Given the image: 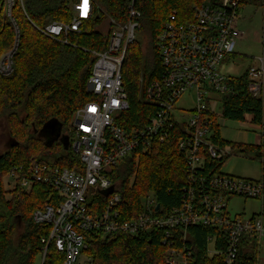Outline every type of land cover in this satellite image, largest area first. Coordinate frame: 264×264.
<instances>
[{
    "label": "trees",
    "instance_id": "16d2710c",
    "mask_svg": "<svg viewBox=\"0 0 264 264\" xmlns=\"http://www.w3.org/2000/svg\"><path fill=\"white\" fill-rule=\"evenodd\" d=\"M77 1L14 0L8 16L7 2L0 0V55L16 46L12 72L6 76L0 73V117L5 116L10 134L8 147L0 152V264H37L46 246L42 240H48L52 226L35 223L33 212L46 205L55 207L62 198L43 182L29 181L28 186H22V177L29 178L28 167L35 160L60 168L82 166L70 148L69 131L66 148L61 140L46 142L38 132L51 119H57L62 131L69 127L75 109L92 98L87 86L95 58L91 50L101 51L108 42L107 33L98 28L108 16L128 20L129 0H92L93 17L83 21L78 31L67 34L68 43L39 30L51 21L69 23ZM207 1L215 0H134L140 27L135 41L126 48L121 68L129 107L117 118L120 126L127 130L143 127L157 110L142 97L145 87L162 72L156 37L168 14L175 10L179 19H187L193 15L194 5ZM139 37L147 40L146 50ZM229 83L233 92L221 95L223 117L239 122L250 117V123L260 128V140L256 144L225 141L218 126L214 127L215 139L264 160V101L248 91L247 70L230 77ZM179 131L173 129L164 143L136 149L112 168L110 176L120 184L119 208L125 219L142 212L149 195L161 206L159 212L180 205L183 190L188 188V173L185 157L177 148ZM224 161L210 160L202 171H221ZM14 167L21 169L12 176ZM105 195L93 200L98 210L106 202ZM178 234L175 243L190 248V264H226L221 256L208 254V237L219 234L217 227L194 225L187 228L185 238L183 229ZM84 236L86 247L81 255L88 261L79 259L77 264H166L160 231L131 236L89 230ZM63 257L50 240L45 263L63 264ZM259 258L260 248L252 241L240 249L233 264H257Z\"/></svg>",
    "mask_w": 264,
    "mask_h": 264
},
{
    "label": "built area",
    "instance_id": "2783aa9c",
    "mask_svg": "<svg viewBox=\"0 0 264 264\" xmlns=\"http://www.w3.org/2000/svg\"><path fill=\"white\" fill-rule=\"evenodd\" d=\"M7 8L14 0H6ZM244 0H215L194 5L192 17L179 19L173 10L168 14L156 43L162 72L143 90V100L157 110L149 122L140 128L125 129L117 123L119 115L129 104L123 86L121 68L129 44L133 43L140 27V12L129 0L128 20L108 16V42L101 51L91 50L94 62L87 86L92 98L75 109L69 123L71 150L79 157L81 168H60L44 162L31 161L22 186L30 181L43 182L61 196L57 206L36 209L35 223H51V230L38 264H46L50 240L63 253V264H77L86 247L84 232L94 230L104 235L125 233L131 236L160 231L165 245L166 264H190L188 246L177 247L178 231L183 238L190 226L217 227L218 235L208 237V254L219 255L226 264H233L240 249L256 241L259 248L264 238V220L253 213L231 215L228 202L232 196L260 198L264 193L262 179L253 180L218 172H204L210 160H223L234 152L228 143L215 139L214 127H220L221 95L233 92L227 77L220 70L224 58L234 53L239 28L240 10ZM73 5L74 16L69 23L51 21L39 30L46 36L67 42V34L78 31L82 22L94 15L93 1ZM13 53L0 60V72L13 70ZM248 91L264 99V53L247 69ZM142 81V77L140 78ZM193 91L195 107L189 117L178 114L177 101ZM250 123V117L246 116ZM179 128L177 148L183 153L188 173L184 196L179 206L161 210L152 195L144 200V210L125 219L119 208L120 184L113 181L112 168L136 149H146L154 142L167 141L173 129ZM21 167H14L11 175ZM106 194V202L98 210L96 196ZM89 200H91L89 202ZM178 230V231H177ZM216 243L219 248H216Z\"/></svg>",
    "mask_w": 264,
    "mask_h": 264
},
{
    "label": "rangeland",
    "instance_id": "374dc122",
    "mask_svg": "<svg viewBox=\"0 0 264 264\" xmlns=\"http://www.w3.org/2000/svg\"><path fill=\"white\" fill-rule=\"evenodd\" d=\"M263 0H249L240 10L239 28L242 35L236 39L234 44V55L223 59L220 70L227 77L242 75L256 59L264 53V3ZM11 7L7 8V15H10ZM103 33L108 31V22H104L98 28ZM140 38V37H139ZM142 38V37H141ZM140 38V39H141ZM146 39L142 38V46L146 50ZM16 46L7 49L0 55V60L9 52L14 51ZM1 73V72H0ZM1 75H5L2 74ZM9 75V74H8ZM6 76V75H5ZM264 101V99H263ZM181 108L178 114L189 117L188 110L195 107V95L193 91L183 95L176 104ZM220 135L223 140L236 143L256 144L260 140V128L249 122H239L221 118ZM70 132L69 127L65 132ZM10 142V134L5 116L0 117V152L6 150ZM221 171L228 175L249 178L253 180L262 179L264 183V160L247 155L238 150H234L223 162ZM11 186V184L9 185ZM264 193L260 198H242L232 196L228 202V210L231 215L242 214L245 218L253 213L261 216L264 220L263 212ZM80 261H88L86 256H79ZM39 257L37 259V264ZM257 264H264V238L260 247V258Z\"/></svg>",
    "mask_w": 264,
    "mask_h": 264
},
{
    "label": "water",
    "instance_id": "95a60500",
    "mask_svg": "<svg viewBox=\"0 0 264 264\" xmlns=\"http://www.w3.org/2000/svg\"><path fill=\"white\" fill-rule=\"evenodd\" d=\"M52 127H54V131L56 133L55 135V139H52L50 142H53L55 140L58 139V136L61 135L60 140L62 141L64 147L66 148L68 146V137L67 135H63L61 133V124L58 123L57 119H51L49 121H47L46 123L43 124L41 130L39 131V133H46L47 131H50L52 129ZM50 134V133H49ZM159 207V203L156 204L155 209H158Z\"/></svg>",
    "mask_w": 264,
    "mask_h": 264
},
{
    "label": "flooded vegetation",
    "instance_id": "af4514ba",
    "mask_svg": "<svg viewBox=\"0 0 264 264\" xmlns=\"http://www.w3.org/2000/svg\"><path fill=\"white\" fill-rule=\"evenodd\" d=\"M54 129H55V128L52 127V129H51L50 131H47L46 133H39V132H38V135L42 136L43 139H44L46 142H50L52 139H55V138H56V137H55L56 133H55ZM49 133H50V134H49ZM61 133H62L63 135H67V133H66L65 131H61ZM60 137H61V135L58 136V139H57V140H60ZM55 141H56V140H55Z\"/></svg>",
    "mask_w": 264,
    "mask_h": 264
},
{
    "label": "snow or ice",
    "instance_id": "6c2138e0",
    "mask_svg": "<svg viewBox=\"0 0 264 264\" xmlns=\"http://www.w3.org/2000/svg\"><path fill=\"white\" fill-rule=\"evenodd\" d=\"M87 8H88L87 0H84L83 11H84L85 13L87 12Z\"/></svg>",
    "mask_w": 264,
    "mask_h": 264
}]
</instances>
